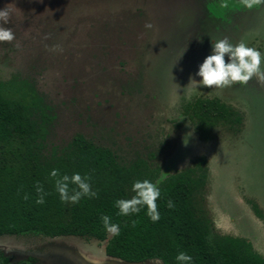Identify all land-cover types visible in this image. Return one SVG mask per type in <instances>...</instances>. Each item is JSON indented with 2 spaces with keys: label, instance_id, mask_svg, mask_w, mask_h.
<instances>
[{
  "label": "rangeland",
  "instance_id": "obj_1",
  "mask_svg": "<svg viewBox=\"0 0 264 264\" xmlns=\"http://www.w3.org/2000/svg\"><path fill=\"white\" fill-rule=\"evenodd\" d=\"M220 4L0 0V10L10 14L2 26L15 34L12 43H0V78L20 75L36 83L56 114L50 146L65 147L82 134L126 162L155 153L162 179L207 157L209 209L215 226L224 227L216 229L249 239L264 256V222L248 204L255 200L264 211V85L254 77L223 89L187 87L190 79L199 83L196 73L212 54V44L225 37L264 57V5L250 10L240 0H228V8ZM196 96L217 97L238 109L243 130H220L214 140L202 142L182 111ZM106 244L8 235L0 237V253L14 262L123 264L105 254Z\"/></svg>",
  "mask_w": 264,
  "mask_h": 264
},
{
  "label": "trees",
  "instance_id": "obj_2",
  "mask_svg": "<svg viewBox=\"0 0 264 264\" xmlns=\"http://www.w3.org/2000/svg\"><path fill=\"white\" fill-rule=\"evenodd\" d=\"M182 111L205 143L214 140L220 130L237 134L244 127L243 113L217 97L196 96L182 105ZM55 121L54 109L33 80L20 75L8 81L0 78V237L35 235L107 242L106 254L128 263L180 264L176 256L185 252L192 257L191 264H264V256L250 240L216 229L208 202L207 157H197L191 166L162 179L155 153L126 162L82 134L65 147L50 146ZM54 169L60 176H89L97 197H82L75 204L62 202L56 178L51 176ZM144 180L160 181L157 222L149 218L146 206L128 216L119 215L115 206L117 200L132 198L133 184ZM38 185L47 194L44 204L36 203ZM75 187L69 184L70 194ZM25 194L29 199H24ZM248 204L264 222L260 205L255 200ZM105 215L119 225L118 236L109 238L101 220ZM14 260L0 253V264L34 261Z\"/></svg>",
  "mask_w": 264,
  "mask_h": 264
},
{
  "label": "clouds",
  "instance_id": "obj_3",
  "mask_svg": "<svg viewBox=\"0 0 264 264\" xmlns=\"http://www.w3.org/2000/svg\"><path fill=\"white\" fill-rule=\"evenodd\" d=\"M240 3L251 10L254 7L264 5V0H240ZM220 7L228 8V0H221ZM9 18L10 14L7 9L0 10V43H12L15 40V34L12 29L2 26L9 22ZM146 27H151V25H146ZM212 49V54L205 58L199 72L196 73L202 79L199 83L195 79H190L187 87L197 89L200 86H204L223 89L234 84L246 85L254 77L259 84L264 85V70L261 68L264 57L256 48L247 46L243 41L234 45L225 37L212 44ZM226 56L228 57L227 62L225 60ZM51 176L56 178L55 188L62 202L75 204L82 197H97V192L92 190L89 176H82L79 173H75L72 176H60L59 171L56 169L52 170ZM159 183L160 181L156 183H152L149 180L136 181L132 187L135 195L130 199H120L115 202L119 215L137 214L142 207L146 206L149 218L153 222H157L160 219L156 203L161 196V191L158 187ZM69 184L76 186L72 189L71 194L69 192ZM37 193L36 203L44 204V197L47 194L44 193L42 186H37ZM24 199H29V196L25 194ZM168 207H173V203L170 200L168 201ZM101 220L109 235L118 236L120 234L119 225L111 223V217L101 216ZM176 260L180 264H191L192 257L185 252H180L176 256Z\"/></svg>",
  "mask_w": 264,
  "mask_h": 264
},
{
  "label": "water",
  "instance_id": "obj_4",
  "mask_svg": "<svg viewBox=\"0 0 264 264\" xmlns=\"http://www.w3.org/2000/svg\"><path fill=\"white\" fill-rule=\"evenodd\" d=\"M60 238H77V237H60ZM52 239H56V238H52ZM57 239H59V238H57ZM79 239H82V238H79ZM83 240H85V239H83ZM104 243V242H103ZM107 245V244H106ZM105 248H106V246H105ZM104 248V249H105ZM105 254H106V250H105ZM107 255V254H106ZM108 256V255H107ZM109 257V256H108ZM109 258H111V259H113V260H118V261H120V262H122L123 264H151V263H154V262H161V261H159V260H155V261H147V262H144V263H128V262H125V261H123V260H120V259H116V258H112V257H109ZM17 259V258H16ZM25 259H28V258H25ZM18 260H24V259H18ZM42 264H51V263H49V262H45V261H43V262H41ZM162 263V262H161ZM163 264V263H162Z\"/></svg>",
  "mask_w": 264,
  "mask_h": 264
},
{
  "label": "crops",
  "instance_id": "obj_5",
  "mask_svg": "<svg viewBox=\"0 0 264 264\" xmlns=\"http://www.w3.org/2000/svg\"><path fill=\"white\" fill-rule=\"evenodd\" d=\"M216 226H217V229H218V230H224V227H223L222 225H217V224H216Z\"/></svg>",
  "mask_w": 264,
  "mask_h": 264
},
{
  "label": "flooded vegetation",
  "instance_id": "obj_6",
  "mask_svg": "<svg viewBox=\"0 0 264 264\" xmlns=\"http://www.w3.org/2000/svg\"><path fill=\"white\" fill-rule=\"evenodd\" d=\"M219 232V231H218ZM225 235V234H224ZM249 240V239H248ZM33 264H42L41 262H37L35 259L33 261Z\"/></svg>",
  "mask_w": 264,
  "mask_h": 264
}]
</instances>
